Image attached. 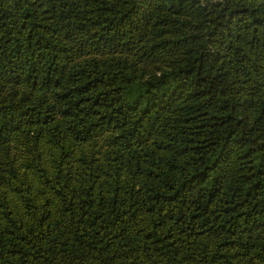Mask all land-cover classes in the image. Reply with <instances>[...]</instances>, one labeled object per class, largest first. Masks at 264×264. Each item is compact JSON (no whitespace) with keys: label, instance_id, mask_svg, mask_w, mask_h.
I'll list each match as a JSON object with an SVG mask.
<instances>
[{"label":"trees","instance_id":"1","mask_svg":"<svg viewBox=\"0 0 264 264\" xmlns=\"http://www.w3.org/2000/svg\"><path fill=\"white\" fill-rule=\"evenodd\" d=\"M0 264H264V0H0Z\"/></svg>","mask_w":264,"mask_h":264}]
</instances>
